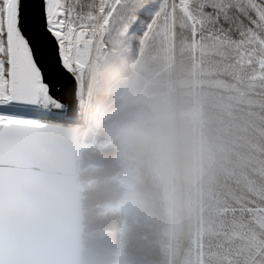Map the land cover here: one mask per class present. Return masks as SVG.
Masks as SVG:
<instances>
[{
	"label": "trees",
	"instance_id": "obj_1",
	"mask_svg": "<svg viewBox=\"0 0 264 264\" xmlns=\"http://www.w3.org/2000/svg\"><path fill=\"white\" fill-rule=\"evenodd\" d=\"M141 29L105 40L93 104L109 119L82 159L81 264H194L222 209L264 195V89L217 56L145 48Z\"/></svg>",
	"mask_w": 264,
	"mask_h": 264
},
{
	"label": "snow or ice",
	"instance_id": "obj_2",
	"mask_svg": "<svg viewBox=\"0 0 264 264\" xmlns=\"http://www.w3.org/2000/svg\"><path fill=\"white\" fill-rule=\"evenodd\" d=\"M141 25L143 47L217 56L264 89V0H0V210L15 208L26 151L65 105L88 47ZM211 235L194 264H264V195L222 209Z\"/></svg>",
	"mask_w": 264,
	"mask_h": 264
},
{
	"label": "water",
	"instance_id": "obj_3",
	"mask_svg": "<svg viewBox=\"0 0 264 264\" xmlns=\"http://www.w3.org/2000/svg\"><path fill=\"white\" fill-rule=\"evenodd\" d=\"M71 83L77 100L76 82ZM76 100L71 117L62 116L67 124H79ZM62 131L44 129L26 151L16 206L0 210V264H81L79 178L86 152L79 151L75 131Z\"/></svg>",
	"mask_w": 264,
	"mask_h": 264
},
{
	"label": "built area",
	"instance_id": "obj_4",
	"mask_svg": "<svg viewBox=\"0 0 264 264\" xmlns=\"http://www.w3.org/2000/svg\"><path fill=\"white\" fill-rule=\"evenodd\" d=\"M98 2V0H97ZM105 47L101 46L99 43H93L91 44L86 53H85V58L87 56V62L83 66L81 70H76L75 77H78L79 82L82 84L81 88H79V93L77 96V102H78V109L76 111V116L79 120H81V117H85V112L81 113V109L87 106V103L91 105L92 101V95H93V88H94V79H95V73H96V61L97 58L100 59L104 56L105 54ZM96 59L94 60V58ZM91 60V61H90ZM91 62L90 66L88 64ZM88 70V78L86 83L84 84V74L85 71ZM84 124V125H83ZM89 125V124H88ZM76 127L80 131H84V129H88V126L85 125L82 121H80L79 125H76Z\"/></svg>",
	"mask_w": 264,
	"mask_h": 264
},
{
	"label": "bare ground",
	"instance_id": "obj_5",
	"mask_svg": "<svg viewBox=\"0 0 264 264\" xmlns=\"http://www.w3.org/2000/svg\"><path fill=\"white\" fill-rule=\"evenodd\" d=\"M86 62H87V56H86V58H85V56H83L82 59H81L80 67L77 70L78 71L81 70ZM53 70H54V67L52 65L46 66V71H53ZM77 78L78 77H75V82H76L77 92L79 93V90H80L79 88H81L82 84L79 82V79H77ZM60 80H62V76H60L59 74H57L55 76V78L49 77V79H48V81L50 82V85H52L53 88L59 87V81ZM71 84L72 83H70L68 85V88H67V94H66L67 95V100H66L65 105L59 110V113L55 116V119L50 121L49 124H53V125L60 124V126L68 127L67 123L64 122V119H65L66 115L68 117H71L69 114H70V110H71V107H72V104H73L72 102H73V100H76L75 99V94H72ZM74 85H75V83H74ZM66 106H67V109H66ZM73 108H74V111H77V109H78L77 100L75 102V107H73ZM83 112H85L86 116L84 118L81 117V121L83 123H85V125L88 126L89 123H93L94 120H96V118H94V116L91 114V106H90L89 102L87 103V106H85L84 108L81 109V113H83ZM62 116H63L64 119L62 118ZM70 126H72V125H70ZM84 130H86V129H84ZM82 146H83V144H82Z\"/></svg>",
	"mask_w": 264,
	"mask_h": 264
},
{
	"label": "rangeland",
	"instance_id": "obj_6",
	"mask_svg": "<svg viewBox=\"0 0 264 264\" xmlns=\"http://www.w3.org/2000/svg\"><path fill=\"white\" fill-rule=\"evenodd\" d=\"M101 46H103V47H105L106 48V51H105V55L107 54V52L109 51V46L106 44V42L104 41L103 43H99ZM96 59V57L94 58V60ZM102 60V58H100V59H98L97 58V60H95L96 62V65L97 64H99L100 63V61ZM91 61V60H90ZM90 64H91V62L88 64V66H90ZM95 112V109L93 108V106H92V114ZM102 112H99V111H97L96 112V114H101ZM95 118V117H94ZM48 129H49V131L50 132H53V133H55V134H58V135H61L60 133H61V131L63 130V129H66V128H62L61 126H60V124H58V125H53V124H49V126L47 127ZM63 132V131H62ZM91 141V139H88V143ZM97 142H98V145L97 146H93V147H95V148H97L98 146H100L101 145V142L100 141H98L97 140ZM89 145V144H88ZM115 181L118 183V187L120 188V189H124L126 186H125V184L124 183H122V182H120V180L118 179V178H116L115 179ZM79 188H80V190H81V185H80V183H79ZM123 208V204H120L119 205V209H122Z\"/></svg>",
	"mask_w": 264,
	"mask_h": 264
}]
</instances>
